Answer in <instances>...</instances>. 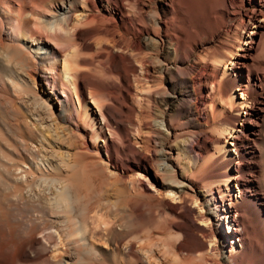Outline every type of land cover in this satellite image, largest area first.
Wrapping results in <instances>:
<instances>
[{
	"label": "bare ground",
	"instance_id": "1",
	"mask_svg": "<svg viewBox=\"0 0 264 264\" xmlns=\"http://www.w3.org/2000/svg\"><path fill=\"white\" fill-rule=\"evenodd\" d=\"M261 95L264 0H0V264H264Z\"/></svg>",
	"mask_w": 264,
	"mask_h": 264
},
{
	"label": "rangeland",
	"instance_id": "2",
	"mask_svg": "<svg viewBox=\"0 0 264 264\" xmlns=\"http://www.w3.org/2000/svg\"><path fill=\"white\" fill-rule=\"evenodd\" d=\"M77 14H81L80 12H77ZM87 30H89V28L88 29H85L84 30V28H83V30L82 31H87ZM165 83H167V80H165ZM37 90H39L38 88H37ZM264 96H257L256 98H258V99H260V98H263ZM170 98V97H169ZM170 102H171V106H174L175 104H177L178 102L180 103V101H172L171 99H170ZM183 108H186L187 107V103H186V105H185V103H183V102H181V104H180ZM113 108L114 106L113 105H110V108ZM154 106L153 105H151L150 103H148L147 105H144V104H142V108H144V111L146 112V114H145V112H144V116L145 115H147V118H144V120L148 123H146V125H145V127L143 128V132L144 133H146L147 135H148V142H147V144H149L148 145V149H149V153L148 152H146L145 150H144V148L142 147V146H138V145H135V147L134 146H132L131 144H130V140L129 141H126V142H124L123 143V146L125 147V150L126 151H129V156H127V158L130 160V161H133V162H137V163H142L143 161H146V160H148L149 159V157L152 155L151 154V152H152V150H155L156 149V147H155V145L153 144V142L154 141H157V140H155L156 139V137H157V133H156V129H155V127H154V121L153 120H155V118H156V115H154V113L155 112H153V108ZM17 111V110H16ZM13 112L14 111H12V109H10V108H2V109H0V123H1V125H2V123H4L5 121V123H4V126H6L5 128L6 129H8V131H11V132H13L14 133V131H13V129L15 130V128H10L13 124H14V121L16 120V121H18V117H17V115H20L19 113L21 112V111H18L17 112V114L15 115V114H13ZM14 113H16V112H14ZM11 114V115H10ZM22 114V113H21ZM10 116V117H9ZM13 116H15V117H13ZM155 116V117H154ZM13 117V118H12ZM17 117V118H16ZM146 117V116H145ZM119 118V117H118ZM8 119V120H7ZM120 120H121V122L123 123V120H124V118H120ZM153 122V123H152ZM12 124V125H11ZM51 124H54L53 122L51 123ZM152 124H153V127H152ZM0 125V133H2V135H0V138H2V136H3V129H1L2 128V126ZM8 127V128H7ZM130 127V126H129ZM132 127V129H134L135 127H133V126H131ZM11 129V130H10ZM47 132H45V135L47 136V138H49L50 136L48 135V133L46 134ZM207 136V135H206ZM154 140V141H153ZM1 141V140H0ZM9 141V140H8ZM99 144H102V142L101 141H97ZM145 144V143H144ZM139 150V151H138ZM60 153L62 154V155H64V149L62 148V150H60ZM123 158H124V156H123ZM215 166H216V171H220V170H222V167H220L219 166V161H217V162H215ZM248 174V172L246 171V170H243L242 171V175L243 176H246ZM237 205V204H236ZM179 222H181V221H179ZM224 228L226 229V225L224 224ZM96 242H98V241H96ZM95 242V243H96ZM156 242H157V244L155 245V246H153V249H154V257H156V260L158 261V262H160V263H162V264H182V263H178L175 259H174V256H172L171 254H167V253H165L164 252V249L161 247V245L158 243V242H160V241H158V240H156ZM0 243H1V241H0ZM99 243V244H98ZM97 244L99 245V251H103V250H106V251H110V252H112V249H113V245L109 242V241H107V240H100V242H98ZM110 243V244H109ZM159 244V245H158ZM238 247H240V246H238ZM237 249V248H236ZM203 253V254H202ZM142 254L144 255L145 253L144 252H142ZM202 254V255H201ZM97 255H99V258L97 257ZM97 255H94V258H93V256L91 257L92 259H90V262L89 263H87V264H106L107 262L106 261H102V259L100 258V257H102L100 254H97ZM198 255V256H197ZM201 255V256H200ZM213 255H211V253H209V252H207L206 250H203V251H200V252H198L197 254H195V255H192V257H187V259H186V263L187 264H212V257ZM114 257L120 262V264H126L125 263V260H124V258H123V252H122V250H121V248H119V249H117V251H115V253H114ZM97 258H98V260H97ZM101 259V260H100ZM189 259V260H188ZM123 262H122V261ZM161 260V261H160ZM188 260V261H187ZM118 262V263H119ZM186 263H183V264H186Z\"/></svg>",
	"mask_w": 264,
	"mask_h": 264
}]
</instances>
